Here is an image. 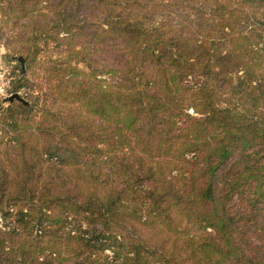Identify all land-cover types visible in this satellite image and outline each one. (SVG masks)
<instances>
[{
	"label": "trees",
	"instance_id": "16d2710c",
	"mask_svg": "<svg viewBox=\"0 0 264 264\" xmlns=\"http://www.w3.org/2000/svg\"><path fill=\"white\" fill-rule=\"evenodd\" d=\"M1 22L13 92L47 99L0 106V264H264V0H0Z\"/></svg>",
	"mask_w": 264,
	"mask_h": 264
},
{
	"label": "rangeland",
	"instance_id": "374dc122",
	"mask_svg": "<svg viewBox=\"0 0 264 264\" xmlns=\"http://www.w3.org/2000/svg\"><path fill=\"white\" fill-rule=\"evenodd\" d=\"M1 25L4 26V29L0 33V87H2L4 91H0V106H9L8 100H10V97L14 94H18L21 99L27 102V104L33 106L34 108L37 107L36 109H39L47 99L46 90L39 88H34L31 90L22 89L19 92H13L12 90V83L17 78L20 72L19 69L22 68V64L18 60L21 57H11V53L6 45L7 43H10L12 41V37L15 36V34L18 32V29H14L10 23L6 25L4 22H1ZM60 51L61 50L58 49H49L48 52H45L41 55V58L45 59L46 56L50 54L56 56ZM25 68L26 67L24 65V70Z\"/></svg>",
	"mask_w": 264,
	"mask_h": 264
},
{
	"label": "water",
	"instance_id": "95a60500",
	"mask_svg": "<svg viewBox=\"0 0 264 264\" xmlns=\"http://www.w3.org/2000/svg\"><path fill=\"white\" fill-rule=\"evenodd\" d=\"M18 60H19V62H21V64H22V69H23V71H24L25 60H24L22 57L19 58ZM14 99L25 102L23 99H21V98L19 97L18 94H14L13 96L10 97V100H11V101H13ZM25 103L27 104V102H25Z\"/></svg>",
	"mask_w": 264,
	"mask_h": 264
},
{
	"label": "built area",
	"instance_id": "2783aa9c",
	"mask_svg": "<svg viewBox=\"0 0 264 264\" xmlns=\"http://www.w3.org/2000/svg\"><path fill=\"white\" fill-rule=\"evenodd\" d=\"M0 91H1V92H3V91H4V89H3L2 87H0ZM1 92H0V93H1Z\"/></svg>",
	"mask_w": 264,
	"mask_h": 264
}]
</instances>
